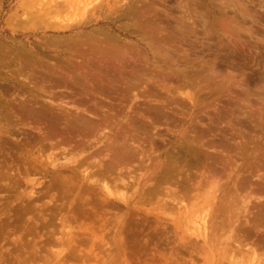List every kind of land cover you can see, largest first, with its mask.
Masks as SVG:
<instances>
[{
  "label": "rangeland",
  "instance_id": "obj_1",
  "mask_svg": "<svg viewBox=\"0 0 264 264\" xmlns=\"http://www.w3.org/2000/svg\"><path fill=\"white\" fill-rule=\"evenodd\" d=\"M128 5L138 10L147 6L153 8L145 20L150 27L143 21H133L134 17H124ZM155 19L160 20H156L157 24L154 25ZM102 29L121 38L119 52L125 62L130 60L133 63L130 62L127 69L134 64L133 72L138 67L146 68L145 73L141 69L145 75L138 69L135 77L141 80V87L151 84L158 88L155 89L158 97H153L157 102L147 103L135 98L137 101L133 107L127 109L130 103L127 98L121 100V107L113 105L112 109L117 110L118 114L117 111L116 114H85L93 123L104 119H110L109 122L113 123H108L111 126H105L103 133L95 129V138L90 136L84 143L79 142V147L73 148L68 145L64 147L63 144L62 147L58 143L56 146V143L45 140L43 134L47 128L44 123L37 129L34 125L21 124V119L17 121L21 114H7L5 101L12 97V91L26 93L27 98L34 90L33 86H29L32 83L25 82L28 80L27 77L24 80L25 75L21 77L16 72L12 75L15 68L14 63H10L14 62L11 61L12 53L31 51L35 58L45 59L46 65L50 67L49 63L55 69L50 67V70L57 72L56 65L64 64L73 53L70 57L78 59V62L74 58L73 61L77 62L75 67H79V70L76 69L75 73L70 70L63 78H74L76 82L89 85L102 78L101 73L95 71L100 69L99 63L93 68L96 64L89 57H102L103 49L95 47L98 52L87 44L88 40H81L86 41L85 44L80 42L86 46L83 47L76 40L77 33H82L80 38L83 39ZM154 29L157 35L161 32L167 36L170 34V48L154 41L150 36ZM72 36L75 37L71 40ZM147 38L153 39L152 42ZM87 46L89 49H86ZM82 49L85 50L84 54L89 55H84ZM8 57L10 62L7 61ZM84 60L87 63L85 68L88 67L89 71L91 68V73L84 69ZM9 64L13 67H7ZM80 66L83 67L80 69ZM9 69L13 72L9 73ZM96 72H99L98 77ZM71 73L84 77L77 76L76 79ZM166 83L171 85V92L162 90L161 85ZM173 84L177 88H173ZM0 91L4 95H0V109L5 112L3 114L0 110V264H264V240L261 247L255 245V241L245 239L242 242L243 233L238 230L239 227L236 228L239 223L241 230L252 229L251 232H254L256 229L252 225L251 213H255L259 205L264 207V197L247 194L251 196L249 199L246 191L243 193L250 184L254 191L260 186L264 188V0H0ZM41 98L39 104L43 107L54 110L58 107L55 102L57 98ZM144 107L161 110V114H153L161 119L157 126L151 124L153 115L145 114ZM135 109L139 110L138 114ZM142 111L144 114H139ZM68 115L74 118L80 114ZM124 131L126 136L129 135L124 142L131 148L132 155H127L123 150L118 155L131 157L133 166L120 172L113 170V173H106L102 168L110 164L111 155L106 149L109 140L124 134ZM134 134L136 140L128 139ZM141 142L144 147L141 144V151L145 152L140 151ZM200 142H204V148H199ZM218 142H221L219 146H228H225L228 152L224 146L222 152L214 145ZM180 145L191 150L193 147L194 151H190L192 155L188 153V157L184 156L189 163L193 162V166L199 167L202 162V166L206 165L204 168L210 172L216 170V176L220 173V180L215 177L217 185L207 178L204 181L203 175L206 177L208 171L204 172L201 165L199 171H203V175L192 165L189 169L194 171L191 173L188 168L189 172L186 171L183 164L187 165V160L186 163L185 159L181 162L183 158L177 157L175 152ZM150 148L151 152H147ZM218 150L222 153H218ZM217 153L221 161L228 164L229 169L225 167L229 175L221 170L217 172L222 162L216 166L210 157H206ZM256 153L262 156H256ZM175 158L180 161V166L175 170L180 171L176 173L180 177L173 176V184L160 182V185L158 181L166 176L165 167ZM208 165L213 169L207 168ZM98 169H102L104 175H98ZM188 173L193 176L194 173L199 174V179L195 177L199 181L191 179ZM185 174L189 177L187 180ZM201 178L203 183H200ZM182 179L187 183L189 180L195 182L192 181L189 186ZM238 179L246 181L243 188ZM178 182L188 185V195L185 192L186 196H182ZM205 182L211 183H208V188H211L207 189ZM192 183H195L193 187ZM197 185L205 187V193ZM238 186L240 189H236ZM172 189L175 190L173 193ZM199 189L200 193L203 192L202 197L197 191ZM234 189L241 192L237 193ZM226 191L230 194L227 195ZM231 192L237 196L234 194L231 197ZM197 193L199 196H195ZM181 197L184 198L183 203ZM234 199L236 204L232 203ZM207 201L209 207L205 204ZM241 211L251 218L244 217ZM230 214H233L232 217ZM237 214H240L239 218ZM225 215H229V219ZM200 216H205V220L208 217L212 219L206 223V228L211 231L206 232V238L188 229L191 227L188 220ZM214 226L216 229L224 226L222 230L226 232L217 231ZM234 227L238 231L233 232ZM256 231L254 233L258 232L257 235L260 232L264 234ZM222 241L224 245H221Z\"/></svg>",
  "mask_w": 264,
  "mask_h": 264
},
{
  "label": "bare ground",
  "instance_id": "obj_2",
  "mask_svg": "<svg viewBox=\"0 0 264 264\" xmlns=\"http://www.w3.org/2000/svg\"><path fill=\"white\" fill-rule=\"evenodd\" d=\"M129 6V5H128ZM140 7V6H139ZM190 9V8H189ZM153 10V8H151L150 6H149V8H148V6L147 7H144V8H140L139 10L138 9H135L133 6H129L128 7V10L124 13V17H127V18H129V19H133L132 17H134V20L133 21H140V22H142L143 21V23L145 22V20H146V18L148 17L149 18V13L151 12ZM151 17V16H150ZM152 17H153V15H152ZM147 18V19H148ZM159 18V17H158ZM156 20H160V19H155V21H154V25L155 24H157L156 23ZM152 21V20H151ZM146 23V22H145ZM133 24V23H132ZM147 25H148V23H146ZM159 24V23H158ZM82 25V24H81ZM153 25V27H155ZM144 26H146V25H144ZM143 26V27H144ZM149 26V25H148ZM158 26V28L157 29H159V25H157ZM137 27V26H136ZM150 27V26H149ZM147 28V27H146ZM107 29H102V31L100 30V32H99V30H98V32L96 31L95 33H92L88 38L86 37V38H83V39H81L80 38V35L82 34H78L77 33V38H76V40L79 42V44H81L80 42H84V41H81V40H88V45L89 46H91V47H102V49H103V52L101 53V56L102 57H94L93 56V54L94 53H92L91 55L94 57V58H92V57H89V60H91V62L93 61V64H96L97 62L99 63V66H98V68H100L99 70H95V71H99L100 73H101V75H100V77H102L101 78V81H100V78H99V81L98 80H96L94 83L92 82L91 84H89V85H87V84H82L81 83V81L79 82V81H77L76 82V80L73 78V80H75V81H73V80H68V79H66V78H63L64 77V75H66V73L67 72H69L70 73V70H71V72L73 71H75L76 69H78L79 67V65L77 66L78 68H76L75 66V63H77L78 61V59H76V58H74V61H77V62H74L73 61V58L72 57H70V56H72L73 55V53H71V55H70V53L69 52H65V53H68V54H65V56L66 55H68L69 57H67V59H66V61L64 62V64H57L56 66H58V68H57V70H59L58 72L57 71H53V70H55V69H53L54 67H52L49 63H48V65L50 66V67H52V69L53 70H50V67H48L47 65H46V60L44 59H37V57L35 58L34 56L35 55H33V53L30 51V52H22V53H19V52H21V51H17L16 53L14 52V53H12V54H14V55H12V58H11V61H14V62H10V60H9V57H8V59H7V61L8 62H10V63H14V65L13 66H15V68H13L14 69V72L13 71H11L12 69H9V73L10 72H13V74L12 75H15L14 73L16 72V74H20L19 76H24V80L26 79V77L28 78V80L26 81L25 80V82H30V83H32V85L31 84H29V86H33V91L31 92V94H30V96L28 97L27 96V98H26V93H20L19 91H12L11 93V95H12V97L11 98H7V101H5V102H7V114H15L16 116H17V114L18 115H20L19 116V119L17 118L16 120L17 121H20V119H21V124H22V122L24 123V124H30V126L32 125H34L37 129H40V127L42 126V124L44 123L45 125H47V127L44 125V127L45 128H47V129H45V131H44V138H45V140H47V141H49L51 144L52 143H56L55 145L56 146H58V144H63L64 145V147H65V145H68V147L70 146V147H79L80 146V144H82V143H84L85 142V140H87V139H90L89 137L90 136H93V134L95 135L96 134V132H95V129H100L101 131H102V133H103V131L104 130H102V129H106V127L105 126H107L108 125V127H110L111 125H112V120H111V122L112 123H110L109 121H110V119H109V121H106L107 119H104V117L102 118V119H104V120H102V121H100V122H98V123H93L89 118H86V116H85V114H92L93 116H94V114H118V111L117 110H113L112 109V107H113V105L115 104V105H119V107H121V100H124V99H129V101H130V103L127 105L128 107H127V109L128 108H132L133 107V104H135L134 102L135 101H137V100H135V98H140V99H143L145 102H147V103H151L150 101H154L155 102V98H153V97H158V94H157V92L155 91V89L157 88H155V87H153V85L151 86V84H150V86L148 87V86H146V85H143L142 87L140 86V84L139 83H141L140 81V79L138 78V76H136L135 77V73L138 71V69H140L139 71L141 72L143 69L142 68H137L136 70H134V72H133V70H132V67L133 66H135V64L134 65H132V67H131V69L129 68V69H127V67L128 66H130V60H129V62L128 61H126L125 62V60H124V57L121 55V53L119 52V49H120V47H122V43H121V38L118 36V35H116L115 33H111V32H109V30H107ZM140 30V29H139ZM138 30V31H139ZM159 31V30H158ZM141 32V31H140ZM143 32V31H142ZM157 32V31H156ZM158 33V32H157ZM141 34V33H140ZM143 34V33H142ZM155 29H154V32H152L151 33V35L150 36H152L153 37V39H154V41L155 42H157V43H159L158 45H161V46H165V45H167L168 47H169V45L168 44H170L169 43V39H168V37H170V34H169V36H167V34L166 33H158V35L156 34V36H155ZM79 35V36H78ZM86 35H89V34H86ZM155 36V37H154ZM73 37H75V36H72V38H71V40L73 39ZM143 38V37H142ZM145 38H146V36H145ZM144 38V39H145ZM147 39H150V38H147ZM152 39V40H153ZM171 39V38H170ZM56 40V39H55ZM75 40V41H76ZM152 40L150 39V41L152 42ZM172 40V39H171ZM170 40V41H171ZM76 41V42H77ZM153 41V42H154ZM69 42V41H68ZM86 42V41H85ZM85 42L83 43V44H85ZM89 42L91 43V45L89 44ZM146 42V41H145ZM172 42V41H171ZM56 43V42H55ZM147 43V42H146ZM172 43H174V42H172ZM79 44L77 43V46H79ZM86 44V45H87ZM150 44H152V43H150ZM21 45V44H20ZM74 45V44H73ZM82 45V44H81ZM158 45H156V46H158ZM173 45V44H172ZM16 46V45H15ZM68 46V45H67ZM83 47L85 46V45H82ZM89 46H87L88 48H86V49H89ZM161 46H159V47H161ZM13 48H15L14 46H12ZM23 47V46H22ZM69 47V46H68ZM75 47V46H74ZM81 47V46H80ZM86 47V46H85ZM98 47V48H99ZM168 47H166L165 46V48H167L168 49ZM70 48V47H69ZM68 48V49H69ZM170 48V47H169ZM23 49H24V47H23ZM22 49V50H23ZM79 49H81V48H79ZM97 48H95V50H96ZM154 49V48H153ZM152 49V50H153ZM156 49H158V48H156ZM24 50H26V49H24ZM78 50V49H77ZM82 50H84V49H82ZM90 50H92L91 48H90ZM95 50H93V52H95ZM98 50V49H97ZM99 50H100V48H99ZM98 50V52H100ZM160 50V49H159ZM158 50V51H159ZM170 50V49H169ZM174 50V49H173ZM26 51H28V50H26ZM88 51V50H87ZM102 51V50H101ZM162 51V50H161ZM71 52H73V51H71ZM76 52V51H75ZM75 52H74V56L76 57V54H75ZM92 52V51H91ZM152 52V51H151ZM85 53V50H84V52H83V54ZM86 53H88V52H86ZM32 54V55H31ZM154 54V53H153ZM84 55H86V56H88L87 54H84ZM90 55V56H91ZM98 55H100V54H98ZM171 55V54H170ZM14 56V57H13ZM96 56V55H95ZM168 56V55H167ZM62 57V56H61ZM79 57V55L77 56V58ZM171 57V56H170ZM60 58V57H59ZM62 58H65V57H62ZM80 58H81V56L79 57V60H80ZM97 58H99V59H97ZM161 58H163L162 56H161ZM70 59H72L71 61H70ZM84 59H85V57H84ZM60 60H63V59H60ZM65 60V59H64ZM82 60V59H81ZM80 60V61H81ZM163 60H165V58H163ZM162 60V61H163ZM68 61H70V62H68ZM72 61H73V64H74V66H73V64H72ZM86 61H87V59H86ZM86 61L84 60V69H87L88 67H86L85 68V64L87 65V63H86ZM94 61H95V63H94ZM166 61V60H165ZM46 62V63H45ZM87 62H89L90 63V61H87ZM128 62V63H127ZM59 63V62H58ZM81 63V62H80ZM89 63H88V65H89ZM132 63V62H131ZM54 64V63H53ZM52 64V65H53ZM72 64V65H71ZM133 64V63H132ZM81 65V64H80ZM98 64H96V65H94V66H92L93 68L94 67H96ZM8 66H11V67H13L12 66V64L10 65H7V67ZM83 66H80V69H81V67H83ZM90 66V67H91ZM48 67V68H47ZM89 67V68H90ZM137 67V66H136ZM56 68V67H55ZM148 68V67H147ZM8 69V68H7ZM142 69V70H141ZM79 70V69H78ZM88 70V69H87ZM90 71H91V68H90ZM89 70L88 71H86V72H88V73H91ZM95 71H93V72H95ZM138 71V72H139ZM145 71H146V68H145V70H143V72L145 73ZM56 72V73H55ZM77 72V71H76ZM84 73H85V71H83ZM99 72H96V74L97 73H99ZM143 72H141L142 74H144ZM147 72V71H146ZM75 73V72H74ZM70 74V75H73L76 79H77V76H80V74H78L77 76H75V74ZM81 73V72H80ZM87 73V74H88ZM141 73H140V75H141ZM86 74V73H85ZM86 74V75H87ZM63 75V76H62ZM68 75V74H67ZM70 75H69V77L68 78H70ZM145 75V74H144ZM73 76H71V77H73ZM90 76V75H89ZM20 77V78H21ZM66 77V76H65ZM82 77V75L80 76V78ZM84 77V76H83ZM82 77V78H83ZM97 77H98V74H97ZM79 78V77H78ZM93 78V77H92ZM92 78H91V80H89V79H87V82H88V80H89V82H91L92 81ZM138 79V81H137V79ZM142 78V77H141ZM176 78V77H175ZM179 78V77H178ZM177 78V79H178ZM72 79V78H71ZM29 80H31V81H29ZM83 80H85V79H83ZM36 81V82H35ZM154 81V80H153ZM79 82V83H78ZM157 82H159V81H157ZM36 85H35V84ZM83 83H84V81H83ZM184 83H185V81H184ZM145 84V83H144ZM154 84V83H153ZM160 84H161V82H160ZM183 84V83H182ZM80 85V86H79ZM187 85H188V83H187ZM192 85V84H191ZM190 84H189V86H191ZM37 86V87H36ZM156 86V85H155ZM162 86V90H164V89H166V91L168 92H171V85L169 86V85H167V83L166 84H164V85H161ZM181 87L182 86H185V85H180ZM36 87V88H35ZM181 87H178V88H181ZM173 88H177V86H175L174 84H173ZM190 88V87H189ZM32 89V88H31ZM35 89L37 90V92L35 91ZM158 89V88H157ZM170 89V90H169ZM30 89H28V91H29ZM159 90H161V88H159ZM8 91V90H7ZM1 92L2 91H0V95H3V94H1ZM9 92V91H8ZM14 92V93H13ZM3 93V92H2ZM38 94H40V95H38ZM56 94V95H55ZM10 95V94H9ZM8 95V96H9ZM10 95V96H11ZM4 96V95H3ZM49 97V99H51V100H54V99H58V101H55V102H57V104L56 105H58V107H55V110L53 109V108H46V107H43V105H40L39 104V100H42L43 98H41V97ZM1 97V96H0ZM2 98V97H1ZM56 99V100H57ZM6 100V99H5ZM125 101V100H124ZM128 101V102H129ZM143 101V102H144ZM43 102H45V101H43ZM142 102V101H141ZM156 102H157V100H156ZM158 102H160V101H158ZM3 104V103H2ZM6 104V103H5ZM42 104H44V103H42ZM50 106V105H49ZM48 106V107H49ZM141 106V105H140ZM140 106H139V109H140ZM4 107H5V105H4ZM50 107H52V106H50ZM54 107V106H53ZM64 107L65 108H67L68 110H66V109H64ZM115 108H117L116 106H114ZM1 108V107H0ZM6 108L4 109L5 111H6ZM154 108H156V107H154ZM144 109H145V114H161L160 112H161V110H159V108H158V110H154V109H149V108H147V107H144ZM143 109V110H144ZM0 110H2V112H4L3 111V109H0ZM117 111V112H116ZM137 111V114H138V111L139 110H137V109H135V112ZM164 111V110H163ZM1 112V111H0ZM116 112V113H115ZM167 112V111H166ZM127 113V112H126ZM3 114H5V112L3 113ZM23 114V115H22ZM24 114H31V116H32V118H31V116L29 117L28 115V117L27 116H25ZM35 114H36V117H34L35 116ZM40 114V115H39ZM41 114H42V116H41ZM43 114H47V116L45 115H43ZM49 114V115H48ZM50 114H52V115H50ZM54 114V115H53ZM68 114H71V115H75V114H80V115H78V116H76L75 115V117L74 118H72V117H70ZM81 114H84V116H82ZM139 114H144V112L142 111V113H140L139 112ZM15 115H14V117H15ZM22 116V117H21ZM24 116V117H23ZM110 117H111V115H109ZM108 116V117H109ZM89 117V116H88ZM97 117V116H96ZM96 117H94V118H96ZM113 117V116H112ZM90 118H93V117H90ZM163 118V117H162ZM134 121V120H133ZM132 121V122H133ZM151 124L155 127V126H157L159 123H160V121H161V119L159 118V116L158 115H153L152 116V119H151ZM111 124L110 126H109V124ZM18 124H20V122L18 123ZM140 124V123H139ZM89 125H91V126H89ZM132 125H134V124H132ZM132 125H131V127H132ZM93 126V127H92ZM92 127V128H91ZM107 127V128H108ZM130 127V128H131ZM141 127V126H140ZM142 129V128H141ZM100 130H98V131H100ZM111 130V129H110ZM108 131V130H107ZM261 131H262V128H261ZM126 131H124L123 133L124 134H119V136H114V138H112L111 140H109V145L107 146V151H109V153H110V155H111V158H110V160H109V162H110V164L108 163V165L107 166H105L104 168H102L103 169V171L104 172H110V171H112V173H113V170H117V172L119 171L120 172V170H122V169H128L130 166H133L132 165V163H131V157H127V156H124V157H119V155L118 154H120L122 151L121 150H123L125 153H127V155L129 154L130 156L132 155L131 154V148H129L126 144H125V142H124V139L125 138H127V136H129V135H125L126 133H125ZM132 132V131H131ZM233 133V132H232ZM97 135H98V133H97ZM99 135H101L100 133H99ZM94 137V136H93ZM200 137H201V135H200ZM238 137H240V136H238ZM95 138V137H94ZM198 138H199V136H198ZM241 138V137H240ZM243 138V137H242ZM128 139H131V140H136L137 139V137L135 138V134L134 135H131V138H129L128 137ZM140 138H138V140H139ZM127 140V139H126ZM125 140V141H126ZM137 140V141H138ZM73 141H74V144H72L73 143ZM76 141V142H75ZM84 141V142H83ZM121 141V142H120ZM136 141V142H137ZM79 142H80V144H79ZM120 142V143H119ZM132 142V141H131ZM135 142V143H136ZM139 142V141H138ZM58 143V144H57ZM108 143V142H107ZM130 143V142H129ZM219 143H221V142H218L217 144L216 143H214V145L216 146V147H218L221 151L224 149L223 148V146L225 147L226 145H221V146H219ZM130 144H132V143H130ZM134 144V143H133ZM132 144V145H133ZM137 144H139V143H137ZM141 144H142V142L139 144V146H140V151H141V148L143 147V144H142V147H141ZM222 144H224V143H222ZM60 145V146H61ZM63 145H62V147H63ZM228 145V144H227ZM59 146V147H60ZM150 146V145H149ZM211 146H213V145H211ZM214 146V147H215ZM53 147V146H52ZM154 147V146H153ZM177 147V146H176ZM204 148V142L203 143H201L200 142V145H199V148ZM226 147H228V146H226ZM226 147H225V150L228 152V150L226 149ZM237 147H240V146H237ZM53 148H55V147H53ZM144 148V147H143ZM230 148V147H229ZM241 148H243V147H241ZM232 149V148H231ZM240 149V148H239ZM247 149V148H246ZM149 151H147V152H151V150H152V148H150V149H148ZM213 150V149H212ZM236 150H238V148L236 149ZM245 150V149H244ZM244 150H243V152H244ZM121 151V152H120ZM144 151V150H143ZM143 151H141V152H143ZM190 151H194L193 150V147H192V150L190 149V148H187V146L185 147V146H178L177 147V149H176V156L177 157H182L183 159H181V162L185 159L184 158V156H186V157H188L187 155H188V153H191V155H192V153L193 152H190ZM198 151V150H197ZM220 151V152H221ZM255 151V150H254ZM145 152V151H144ZM146 152V154L145 155H147L148 153ZM174 152V153H175ZM213 152H217V151H213ZM219 152V150H218V153H220ZM223 152V151H222ZM221 152V153H222ZM241 152H242V149H241ZM245 152H246V150H245ZM244 152V153H245ZM258 152V151H257ZM123 153V152H122ZM199 153H200V151H199ZM198 153V154H199ZM218 153H217V155L215 154V155H213V154H209V155H212V156H207L206 155V157H210L209 159L211 160V162H215L217 165L216 166H219L220 164L222 165V161H221V158L219 157V155H218ZM240 152H238V154H239ZM261 153V152H260ZM260 153H256L255 155L256 156H258V154H260ZM143 154V153H142ZM197 154V153H196ZM224 154V153H223ZM235 154V153H234ZM95 155V154H94ZM149 155V154H148ZM147 155V156H148ZM230 155V154H229ZM240 155V154H239ZM243 155V153L241 154V156ZM139 156H140V154H139ZM144 156V155H143ZM142 156V157H143ZM190 156V155H189ZM201 156V155H200ZM223 156V155H222ZM232 156V155H231ZM244 156V155H243ZM242 156V157H243ZM262 155L260 154V156L259 157H261ZM175 157V156H174ZM173 157V158H174ZM94 158H95V156H94ZM191 158V157H190ZM189 158V160L191 161V159H198L199 157H197V158H195V157H193V158H191L190 159ZM226 158H227V156H226ZM229 158H231V157H229ZM228 158V160H231V159H229ZM235 158V157H234ZM246 158V157H245ZM178 159V158H177ZM239 159V158H238ZM258 159V158H257ZM260 159V158H259ZM132 160H133V158H132ZM179 160V159H178ZM178 160H176V158H175V160L173 159L170 163H168L169 165L167 166V168L165 167V174H166V176H163V178L161 179V180H159L158 182H159V184H160V182H162L163 184L164 183H175V182H173V176L174 177H177L178 178V176H177V174L176 173H180V171H176L175 172V170H177L176 168L177 167H179L180 166V161H178ZM187 160V158L184 160V162ZM209 160V161H210ZM227 160V159H226ZM226 160L224 161L225 163H226ZM236 160V159H235ZM194 161V160H193ZM204 161V160H203ZM187 162H188V164H190V165H186V164H183V166H184V168L186 169V168H188V170L190 171V169L189 168H192L191 167V165L193 166L194 164H191V162L189 163V161L187 160ZM200 162V161H199ZM218 162V163H217ZM220 162H222V163H220ZM130 163H131V165H130ZM186 163V162H185ZM193 163V162H192ZM195 163V162H194ZM201 163V164H200ZM200 163H197L196 162V164H200L201 166H202V162H200ZM220 163V164H219ZM98 164V163H97ZM97 164H95V165H97ZM100 164V163H99ZM98 164V165H99ZM102 164V163H101ZM195 164V165H196ZM104 165V164H103ZM200 165H199V167H200ZM219 166L220 167V169L217 171V172H219L220 170L222 171V173H225L226 174V172H227V163H226V165L223 163V165L222 166ZM230 165V164H229ZM189 166V167H188ZM197 167H198V165H196ZM209 166V165H208ZM207 166V168H209V169H213V168H210V166L208 167ZM227 168H226V167ZM261 166V165H260ZM99 167H103V166H99ZM182 167V166H181ZM195 166H193V168H194ZM197 167H195V169H197L198 171H199V167L197 168ZM203 168L204 167H206V165H204V166H202ZM256 167V166H255ZM102 169H98V171L100 172H98L99 174L98 175H104V173H101V171H102ZM202 169V168H201ZM229 169V168H228ZM246 169V168H245ZM187 169H186V171H188ZM196 170V171H197ZM208 171L207 173H208V175L205 177V175H203V171L205 172V171ZM250 170V169H249ZM256 170H257V168H256ZM260 170V169H259ZM258 170V171H259ZM262 170V169H261ZM188 171V172H189ZM192 171H194L193 169H192ZM192 171H190L191 173H192ZM202 172H200V173H202V174H200L199 172V174L200 175H203L204 176V181H206V178H207V180H210V182H212V184L214 183V185L218 182V180H215V177H219V180H220V178H221V175H219L220 173H218V175L216 176V170L215 171H209L208 169H206V168H204V170H203ZM220 171V172H221ZM175 172V173H174ZM257 172V171H256ZM191 173L189 174L188 173V175H191ZM252 172H250V174H251ZM195 175L193 176V175H191V179H193V180H195V177L197 176V178H198V176H199V174L198 175H196V173H194ZM205 174V173H204ZM225 174H222V176L224 175L225 176ZM228 175H229V173H227ZM226 174V175H227ZM97 174H96V177L98 176ZM113 175V174H112ZM188 175H186L185 174V176L187 177H183V178H186V180L189 178L188 177ZM121 176V175H120ZM203 176H201L202 178H203ZM210 176V177H209ZM180 177V176H179ZM194 177V178H193ZM262 177H264V176H262ZM104 178V177H103ZM107 178V177H106ZM105 178V179H106ZM122 178V177H121ZM201 178V179H202ZM210 178V179H209ZM227 178H229L228 176H227ZM101 179V178H100ZM105 179H103V180H105ZM176 179V178H175ZM181 179V178H180ZM180 179H178L177 181H179ZM199 179V178H198ZM218 179V178H217ZM102 180V179H101ZM118 180V179H117ZM183 180V179H182ZM181 180V181H182ZM184 181L183 180V182H186L187 183V181ZM192 180V181H193ZM197 180V179H196ZM195 180V181H196ZM240 179H238V182H240L241 183V188H243L244 187V185L246 184V181L244 180H242V181H239ZM155 181V180H154ZM174 181H176V180H174ZM192 181H190L189 180V186H190V183L192 182ZM195 181H193V182H195ZM197 181H199V180H197ZM202 182H200V183H203L204 181H203V179L201 180ZM213 181H216V182H213ZM228 181V180H227ZM235 181H237V180H235ZM177 183V182H176ZM181 184H179V182H178V184L177 185H179L180 187H179V191L181 192V194H183L182 196L184 197V195H185V192H187L186 194L188 195V190L190 189L189 187H188V185H185L184 183H182V182H180ZM187 183V184H188ZM206 183H207V185H206ZM209 182H205L204 184V186H207L206 188L207 189H209V188H211V187H209L208 188V185L209 184H211V183H209ZM219 183H220V181H219ZM239 183V184H240ZM171 184V185H172ZM193 184H195V183H192V187L194 186ZM196 184H198V183H196ZM222 183H220L219 185H221ZM239 184H236V185H239ZM248 184V183H247ZM158 185V184H157ZM161 185V184H160ZM213 185V186H214ZM217 185V184H216ZM223 185H224V183H223ZM235 185V184H234ZM251 185V184H250ZM250 185H248L247 186V190H245L244 189V191H243V193H245V191H246V196H248V195H252V196H255V197H264V188L263 187H258V188H255V191L253 190L254 188H252ZM198 186H201V185H197V187ZM202 186H203V184H202ZM201 186V187H202ZM210 186V185H209ZM250 186V187H249ZM253 186V185H252ZM259 186V185H258ZM109 187V186H108ZM196 187V186H195ZM196 187V188H197ZM215 188H216V186H214ZM236 187V186H235ZM255 187H257V185L255 186ZM187 188H189L188 190H186ZM203 189L205 188V187H202ZM221 188V187H220ZM115 189V188H114ZM192 189H194L193 191H196L195 190V188H192ZM191 189V190H192ZM198 189V188H197ZM201 189V188H200ZM200 189L199 190H197V191H199V195L201 196V194L203 193H200ZM202 189V190H203ZM207 189H204L203 191H204V193H205V190H207ZM217 189H218V187H217ZM221 189H223V187L221 188ZM236 189H240L239 188V186H238V188H236ZM236 189H234L235 191H237ZM190 190V191H191ZM173 191H175V190H173L172 189V193H173ZM177 191V190H176ZM179 191H177V192H179ZM189 191V192H190ZM238 191H240V190H238ZM238 191H237V193H238ZM155 192V191H154ZM176 192V193H177ZM180 192L178 193V194H180ZM207 192V191H206ZM224 192V191H223ZM234 192V191H233ZM233 192H231V197L235 194V193H233ZM241 192V191H240ZM239 192V193H240ZM174 194H175V192H174ZM174 194H173V196H174ZM226 194L228 195V194H230V193H227V191H226ZM242 194V193H241ZM248 194V195H247ZM175 195H177V194H175ZM196 195H198V193L197 194H195V196ZM198 195V196H199ZM205 195H207V193L205 194ZM244 195V194H243ZM243 195H241L242 197H243ZM159 196V195H158ZM178 196V195H177ZM186 196V195H185ZM202 196H203V194H202ZM201 196V197H202ZM226 196V195H225ZM224 196V197H225ZM234 196H237V194H235ZM238 196H239V194H238ZM245 196V195H244ZM240 197V196H239ZM249 197H251V196H248V198ZM182 198V197H181ZM212 198H215V196H213ZM226 199L228 198H230V197H225ZM233 198H235V199H237L236 197H233ZM244 198V197H243ZM257 198V199H258ZM176 199V198H175ZM183 199L184 198H182V200L180 199V201L182 202L183 201ZM209 199V198H208ZM231 199V198H230ZM229 199V200H230ZM235 199L233 200V202L232 203H235L236 204V202H234L235 201ZM245 199V198H244ZM250 199V198H249ZM252 199V198H251ZM254 199H256V198H254ZM225 200V199H224ZM232 200V199H231ZM246 200V199H245ZM263 200V199H262ZM209 201V200H208ZM208 201H207V203H205L206 205L208 204ZM239 201V200H238ZM237 201V202H238ZM204 202H206L205 201V199H204ZM230 202V201H229ZM183 203V202H182ZM211 203H212V199H211ZM241 203H242V199H241ZM227 204V203H226ZM225 204V205H226ZM230 204V203H229ZM235 204H234V206H235ZM245 204V203H244ZM260 204H262V202L260 203ZM264 204V203H263ZM204 205V204H203ZM206 205H204V206H206ZM211 206H212V204H210ZM231 205V204H230ZM233 205V204H232ZM185 206V205H184ZM204 206H203V208H204ZM228 206V205H227ZM242 206V205H241ZM201 207V206H200ZM207 207H209V204L207 205ZM206 207V208H207ZM222 207V206H221ZM200 209H202V208H200ZM227 209V208H226ZM229 209V208H228ZM227 209V210H228ZM204 210V209H203ZM224 210V209H223ZM222 210V212H224ZM208 211V210H207ZM203 212V211H202ZM202 212H201V214H202ZM205 212V211H204ZM203 212V213H204ZM231 212H232V209H231ZM242 212V211H241ZM240 212V213H241ZM250 212V211H249ZM255 213H251V215H252V222H253V224L252 223H250V224H252L253 225V228H255L257 231H262V233H264V207L262 206V205H259V207H257L256 208V211H254ZM211 213V212H210ZM227 213V212H226ZM237 213V212H236ZM243 213V212H242ZM228 214V213H227ZM233 214H234V211H233ZM232 214V215H233ZM254 214V215H253ZM231 215V214H230ZM232 215H231V217H232ZM242 215H244V217H245V215H246V213L244 214H242ZM241 215V216H242ZM208 216H210L209 214H208ZM226 216V215H225ZM224 216V217H225ZM229 215H227L226 217H228ZM237 216H238V214H237ZM236 216V217H237ZM239 216H240V214H239ZM239 216H238V218H239ZM247 216V215H246ZM248 216H250V215H248ZM248 216H247V218H248ZM205 216H200V217H196V218H194V219H189L188 220V223H190L191 224V227H189L188 229H190L191 231H193V232H196V233H198V235H202L203 237H205L206 235H208V233L206 234V232L207 231H209V229H207L206 228V223H208L209 222V217H208V219H206V220H208L207 222H206V220H205V218H204ZM207 217V216H206ZM246 218V219H247ZM250 218H251V216H250ZM223 219V218H222ZM221 219V220H222ZM228 219H229V217H228ZM231 219V218H230ZM212 220V219H211ZM210 220V221H211ZM225 221H228L227 219L225 220ZM224 221V222H225ZM235 221V220H234ZM237 221V220H236ZM239 221V220H238ZM244 222V221H243ZM245 222H246V220H245ZM244 222V224L246 225L247 223H245ZM247 222H248V220H247ZM249 222H250V220H249ZM218 223H220V221L218 222ZM217 223V224H218ZM227 223V222H226ZM235 223V222H234ZM249 224V223H248ZM216 225V224H215ZM235 225V224H234ZM233 225V226H234ZM238 225H239V223H238ZM236 226V228L237 227H239L238 228V230H240V232L242 231V233H243V235H241V239H240V241L242 240V242L244 241L245 242V239H247V240H251V241H255L256 242V244L255 245H257L258 247H261L262 245H263V236L262 235H264V234H262L261 235V232L257 235V231L256 230H254V232L256 231L257 233H254L253 231V233L255 234V236H253L252 234V232H251V230L249 231V229H245V228H243V230H241V227L242 226ZM241 225H243V223L241 224ZM252 225H250V226H252ZM213 226V225H212ZM219 226V225H218ZM221 224H220V228H221ZM224 226L225 227H227L226 226V224L224 223ZM223 226V227H224ZM229 226V225H228ZM248 225H246V227H247ZM249 226V227H250ZM215 227V226H214ZM222 227V229H224ZM212 228V227H211ZM210 228V229H211ZM214 229H216V227L214 228ZM218 229H219V227L216 229L217 231H218ZM222 229H219V230H222ZM227 229H228V227H227ZM237 230V229H236ZM235 230V227H234V231L233 232H235L236 231ZM237 230V231H238ZM186 231V230H185ZM214 231V230H213ZM216 231V232H217ZM223 231V230H222ZM232 231V230H231ZM210 233H211V231H209ZM224 232H226V231H223V233ZM230 232V231H229ZM239 232V233H240ZM220 233L221 234H223L221 231H220ZM220 233H219V235H220ZM252 233V234H251ZM213 234V233H212ZM212 234H209V236L210 235H212ZM214 234H215V231H214ZM216 235V234H215ZM224 235V234H223ZM226 235V234H225ZM229 235V234H228ZM233 235V234H232ZM216 236H218V235H216ZM221 236V235H220ZM234 236H236V234L234 233ZM242 236H244L243 238H244V240H243V238H242ZM202 237V238H203ZM212 237H213V235H212ZM206 238V237H205ZM230 238V237H229ZM236 238V237H235ZM210 239V238H209ZM208 239V240H209ZM214 239L216 240V238L214 237ZM228 239V238H227ZM230 239H232V238H230ZM203 240V239H202ZM211 240V239H210ZM210 240L208 241V242H210ZM226 240V239H225ZM237 240V239H236ZM220 241V240H219ZM223 241H224V239H223ZM223 241L221 242V245H222V243H223ZM233 241H235L234 240V238H233ZM205 242V241H204ZM203 242V243H204ZM212 242V241H211ZM228 242V241H227ZM249 242V241H248ZM207 243V242H206ZM205 243V244H206ZM240 243V242H239ZM247 243V242H246ZM211 244V243H210ZM234 245H235V243H233ZM233 244H231L232 246H233ZM249 244H251V243H249ZM212 245V244H211ZM223 245H224V243H223ZM246 245V244H245ZM207 246V245H206ZM226 246V245H225ZM237 246V245H236ZM242 246V245H241ZM244 246V245H243ZM251 246V245H250ZM252 246H253V244H252ZM256 247V246H255ZM208 248V247H207ZM227 248V247H226ZM237 248H239V247H237ZM251 248V247H250ZM209 249H212V248H209ZM230 249V248H229ZM234 249H236V248H234ZM233 249V250H234ZM239 250H240V248H239ZM211 251V250H210ZM224 251H226V250H224ZM231 252V251H230ZM229 252V253H230ZM233 255V254H232ZM228 256V255H227ZM231 257V256H230ZM251 258H253V257H251ZM253 260H254V258H253ZM233 264V263H232ZM234 264H235V262H234Z\"/></svg>",
  "mask_w": 264,
  "mask_h": 264
}]
</instances>
